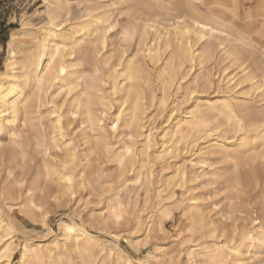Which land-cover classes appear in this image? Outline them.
Segmentation results:
<instances>
[{
  "label": "bare ground",
  "instance_id": "bare-ground-1",
  "mask_svg": "<svg viewBox=\"0 0 264 264\" xmlns=\"http://www.w3.org/2000/svg\"><path fill=\"white\" fill-rule=\"evenodd\" d=\"M249 1L255 8L241 13L246 0H85L74 17L70 0H47L37 32H13L0 71V203L8 209L0 206V264H134L78 222L76 209L60 220V233L49 226L48 207L74 201L80 187L103 202L89 219L117 239L121 231L110 224L127 214L148 234L166 232L163 220L174 209L186 220L183 243L225 237L189 244L179 257L167 259L165 249L147 264H178L181 256L187 264H264V224L257 226L264 215V0ZM206 64L208 75L189 81ZM160 115L155 132L147 123ZM72 123L79 133L81 126L83 152L64 141ZM31 151L43 158L28 180ZM98 157L117 171L110 188L99 183L103 170H93ZM154 163L170 171L152 195L157 206L149 204ZM202 178L217 187L194 192ZM222 193L221 207L214 197ZM142 195L148 206L137 208ZM247 211L250 227L238 222ZM20 230L44 240L16 243Z\"/></svg>",
  "mask_w": 264,
  "mask_h": 264
},
{
  "label": "rangeland",
  "instance_id": "rangeland-1",
  "mask_svg": "<svg viewBox=\"0 0 264 264\" xmlns=\"http://www.w3.org/2000/svg\"><path fill=\"white\" fill-rule=\"evenodd\" d=\"M70 1L73 2V16L78 17L82 6L86 2L85 0H70ZM245 5H246L245 7H240L241 13H243L247 9L255 8L256 1L253 2V1L246 0ZM46 10H47V0H0V71L4 69V62L8 54V44L11 40L13 32L18 31L19 29H22L21 31H23L26 35H33L47 21ZM117 18L120 20L121 23H123L126 20L125 15L122 16L118 14ZM241 18H243L242 14H241ZM135 50H136V46H132L130 49V53L134 52ZM206 66L208 68L204 66L202 69H198L196 73L189 75L188 76L189 81H191L192 78L196 74H198V77H201V78L208 75L209 71L213 68V66H209L208 64H206ZM220 68L221 66H216L213 69V72L215 73L216 77L219 76L218 73H220V70H221ZM237 68L238 67L236 66H232L228 69V71L232 72V74L239 73L240 70L239 68L238 69ZM263 104H264V101H261L258 103V106H262ZM155 112L156 111L154 107H150L149 114L153 115ZM163 121H164V115H160V116H157L155 119H152V121L151 120L148 121L147 124L150 123V126L155 127L154 131L156 132L160 130V128L162 127ZM64 123L66 124V122ZM70 126L71 128L66 129L64 131L65 132L64 141L78 146L80 148V152L85 151L87 146L82 140L81 126H80V133H79V128L77 127V123H72V125ZM3 139L4 140L6 139L5 141L8 140L7 134H4ZM61 144L63 147L64 145L62 142ZM114 144H116L114 145L116 147L120 145L117 142H115ZM57 152L60 153L61 150L59 149ZM42 158H43L42 154L40 153L37 154L33 151L30 152V156L25 165V170H27L29 173L27 177L28 180L31 178L32 173L38 167L41 166ZM221 165L222 163L218 162V167H220ZM153 168H154L153 170H155V174L152 178L151 185L149 187L150 196H151V201L149 202V204L151 206H157L158 200L156 198H153L155 197V189L159 187L157 186V184L160 185L159 180L163 176H165V174L169 173L170 171L169 169H166L161 172L160 170L161 166L157 163H154ZM93 170L95 172H101V170H103L102 176L106 174V177H104L105 176L104 175L102 177L103 178L102 181L101 182L99 181L102 187L110 188L111 186H114L116 181H113V180L116 178L117 171L112 164L106 162V160L103 159L102 157H98V161L96 158V160L93 163ZM199 170L201 171L202 169L199 168L198 171ZM143 172L147 173L146 168L143 170ZM130 177L135 178V174H131ZM203 180L204 178H202L201 181H197V183H200V182H204V183H201L200 188L196 189V191L194 190V192L206 193L210 191V189L212 190L215 187H217L215 185H210L208 181L205 182ZM29 182L30 181L23 182L21 186L22 191L25 190ZM41 183H43V186H45V181H42ZM205 183H207V185H205ZM176 192H177V197L181 198L182 193H183V188L181 186H178L176 188ZM128 194L129 193L125 191H123L121 194L122 198H125L124 199L125 201H127L128 199ZM223 196H224L223 193L217 194V196L214 197V199L222 200ZM223 204L224 202L222 200L221 207L223 206ZM133 205L134 203H132V207ZM137 205H138L137 208H143V206L144 207L148 206V204L145 202V198L143 195L138 198ZM0 206L3 208L4 214H7L8 209L6 207H3L1 203H0ZM102 206H103L102 200L100 199V197H98L93 192L91 188L80 187L78 188V194L74 201L73 200L69 201L67 204L60 206V207L55 206L54 204L48 207V211H49L48 212V224L54 230V232L60 233L61 231L60 226H59L60 220L68 221L70 214H72L73 212L72 210L76 209V212L74 211V213H76L75 217L78 222H84V225L87 228V230L90 233L94 234L96 237L100 238L102 241L117 244L119 249H121L123 253L128 254L133 259L134 264H147L148 256H150L152 259L153 255H160V253L162 254V251L165 249L169 251V255L166 257L168 259L171 256L179 257L180 254L183 255V250L189 244L195 245V244H204V243L206 244L207 243L211 245L215 242L225 240L224 236H223L224 237L223 239L220 237L218 240V237L216 236H214L215 238H213V236L207 235V236H204L205 238L197 239L196 241H185L183 243V240L184 239L186 240V236H185L186 232L184 230L186 226V220H185V217L183 218V216H181V212L179 209H174L172 216L170 218H166L163 220V227L166 232L159 231L157 233L151 232L148 234L144 229L145 227H143L142 229L139 228L140 230L134 229L133 227L135 225V221L133 219V216L132 214L130 215L127 214L126 215L127 217L125 216V218L124 217L122 218V220L124 221L123 224L121 223L120 225H117L113 222H112L113 224L112 223L110 224L111 231H114V232H116L115 230L121 231L122 237L117 239L116 237L113 236V234L110 233V231L97 225L95 221L90 220L88 217V213L93 208L96 211H99L100 208H102ZM15 214L29 228L33 227L32 224L34 223H31V221L28 220L26 216L23 215L22 217V215L18 213V210L15 211ZM128 215L129 217L131 216L130 219L128 218ZM146 216L147 215L145 214L144 218H146ZM250 216L251 215L249 211L244 212V214L241 215L242 218L238 221L239 223H241L240 225L243 226L245 224L244 226L250 227V225H252V223L250 222ZM258 216H259V223H257V226L260 223L264 224V215L262 214ZM125 221L126 222L129 221V223L127 224L125 223ZM230 222H232V220L229 221V223ZM13 239L16 243H20L24 241L25 239H28L31 242H36L38 240H41L42 238L40 237V235H37L34 232L20 230L14 233ZM137 242H139V244H136ZM210 250H212L211 246H210ZM19 257H20V252L18 250L14 256L13 263H15ZM166 258L162 259L163 263L152 262L151 264H167L165 260ZM178 264H187L185 257L181 256ZM204 264H207V263H204Z\"/></svg>",
  "mask_w": 264,
  "mask_h": 264
}]
</instances>
